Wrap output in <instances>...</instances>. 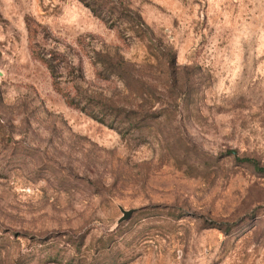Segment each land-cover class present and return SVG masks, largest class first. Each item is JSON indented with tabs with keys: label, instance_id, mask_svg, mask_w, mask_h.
I'll return each instance as SVG.
<instances>
[{
	"label": "rangeland",
	"instance_id": "1",
	"mask_svg": "<svg viewBox=\"0 0 264 264\" xmlns=\"http://www.w3.org/2000/svg\"><path fill=\"white\" fill-rule=\"evenodd\" d=\"M130 6L148 38L78 0H0V264H264V173L228 154L264 169V0ZM35 44L81 68L82 96L144 122L68 106Z\"/></svg>",
	"mask_w": 264,
	"mask_h": 264
},
{
	"label": "trees",
	"instance_id": "2",
	"mask_svg": "<svg viewBox=\"0 0 264 264\" xmlns=\"http://www.w3.org/2000/svg\"><path fill=\"white\" fill-rule=\"evenodd\" d=\"M83 4L93 16L101 19L110 28H121L122 25L128 26V32H131L134 37L141 39L147 37L150 34L149 27L145 24L142 17L138 12L133 10L130 6V0H78ZM126 34L120 33L122 38ZM166 60L167 71L169 78L175 80L176 75V61L174 55L170 51L160 52ZM97 63L100 64L109 74L124 79L126 75V62L119 55H109L104 52H96ZM32 55L48 70L52 79V85L54 89L59 91V85L62 82V78L65 76V82L71 84V88L74 91L73 95L66 93L64 99L66 104L72 108H75L92 119L104 123L107 116L118 115L121 117L119 124L128 125L130 128H139L144 122V117L141 114L137 119L132 118V114L135 112L114 108L113 106H106L105 102L97 101L92 97L82 96V91L79 88V83L82 79V70L79 66H75L74 63L63 53L50 48L45 50L44 48L33 45ZM64 76H63V75ZM107 109L111 113L107 112ZM115 112V113H113ZM146 116V115H145ZM233 156L236 161L244 162L252 165L255 171L264 173V169L260 168L254 161L248 158L240 159L235 151L228 153ZM206 227L222 230L224 233L228 232L229 227L224 224H220L216 221L206 220Z\"/></svg>",
	"mask_w": 264,
	"mask_h": 264
},
{
	"label": "water",
	"instance_id": "3",
	"mask_svg": "<svg viewBox=\"0 0 264 264\" xmlns=\"http://www.w3.org/2000/svg\"><path fill=\"white\" fill-rule=\"evenodd\" d=\"M120 211L122 213V217L119 219L118 224L126 221L133 212V211H124L123 209H120Z\"/></svg>",
	"mask_w": 264,
	"mask_h": 264
}]
</instances>
